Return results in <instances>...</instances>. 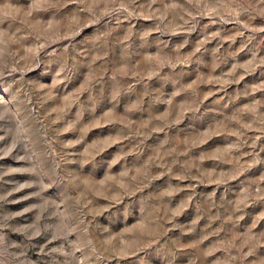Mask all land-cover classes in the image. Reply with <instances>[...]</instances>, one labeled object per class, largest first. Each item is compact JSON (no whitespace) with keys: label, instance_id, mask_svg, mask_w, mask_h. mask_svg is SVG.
<instances>
[{"label":"rangeland","instance_id":"1","mask_svg":"<svg viewBox=\"0 0 264 264\" xmlns=\"http://www.w3.org/2000/svg\"><path fill=\"white\" fill-rule=\"evenodd\" d=\"M0 264H264V0H0Z\"/></svg>","mask_w":264,"mask_h":264}]
</instances>
